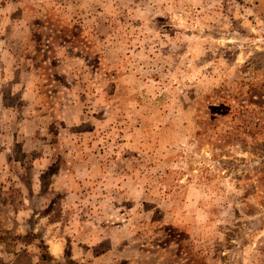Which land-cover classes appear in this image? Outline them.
Segmentation results:
<instances>
[{
	"label": "rangeland",
	"instance_id": "1",
	"mask_svg": "<svg viewBox=\"0 0 264 264\" xmlns=\"http://www.w3.org/2000/svg\"><path fill=\"white\" fill-rule=\"evenodd\" d=\"M0 264H264V0H0Z\"/></svg>",
	"mask_w": 264,
	"mask_h": 264
}]
</instances>
